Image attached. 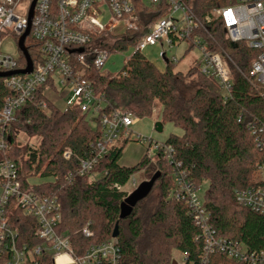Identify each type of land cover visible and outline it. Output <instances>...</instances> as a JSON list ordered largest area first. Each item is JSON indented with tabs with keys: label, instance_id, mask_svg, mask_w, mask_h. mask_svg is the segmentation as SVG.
<instances>
[{
	"label": "trees",
	"instance_id": "1",
	"mask_svg": "<svg viewBox=\"0 0 264 264\" xmlns=\"http://www.w3.org/2000/svg\"><path fill=\"white\" fill-rule=\"evenodd\" d=\"M187 2L204 20L214 8L228 6L235 0ZM160 15L157 6H140L139 31L117 38L111 52L135 46ZM206 27L210 35L203 30L197 33L208 40L209 46L216 51H229L245 70H249L257 52L244 44L234 48L225 37L219 20ZM166 62L167 67L162 71L138 50L118 74L105 75L95 70L92 77L96 91L110 103L103 112L119 106L129 109L136 117H145L151 116L159 105L163 124L173 122L183 128L182 136L171 135L163 142L172 148L173 164L162 152L149 156L146 151L138 164L122 165L119 160L130 140L121 138L88 174L78 176L75 172L80 158L90 156L92 143L100 139L99 118H91L90 113L76 106L62 110L50 101L44 108L41 105L45 101L43 89L17 111V120L10 126L7 154L19 165L23 186L40 195L58 198L62 207L59 231L71 236L78 254L92 244L113 239L118 223L119 235L114 240L122 252L121 264H172L174 248L188 253L189 259L197 264L203 246L196 237L201 230L188 204L173 196L177 163L187 171L198 189L208 181L204 202L220 234L241 240L250 249H264V216L239 205L234 196L236 189L257 184L264 164V152L256 146L258 133L253 134L249 126L252 122L257 128L264 127V98L254 92L242 75L235 74L232 97L225 101L216 81L201 72L199 61L186 72L175 71L176 63ZM9 94L0 77V108ZM92 119L98 123L95 127ZM24 137L35 138L37 142H24ZM66 148L73 152L69 159L63 156ZM140 172L145 173L144 180L160 172L154 185L158 187L159 196L149 203L153 188L132 213L122 219L121 203L129 195L124 187ZM70 173H73L72 178H68ZM42 177L46 179L35 181ZM14 212L11 226L19 232V243L31 247L39 244L35 219L25 216L21 210ZM88 223L94 233L91 237L82 233ZM225 261L222 255L215 254L210 264ZM39 264H54L53 257L46 255Z\"/></svg>",
	"mask_w": 264,
	"mask_h": 264
},
{
	"label": "built area",
	"instance_id": "2",
	"mask_svg": "<svg viewBox=\"0 0 264 264\" xmlns=\"http://www.w3.org/2000/svg\"><path fill=\"white\" fill-rule=\"evenodd\" d=\"M142 5L157 6L161 15L137 40L134 52L147 45L159 44L163 48L160 56L165 61L177 63L179 58L175 55L168 57L167 50L187 42L189 47H197L201 51L200 70L216 81L225 101L232 97L235 74L242 75L254 92L264 98V0H235L228 6L214 8L204 20L196 15L187 0H0V72L28 67L19 45L26 32L24 46L32 60L30 72L2 77L10 94L0 108V264H39L46 255L53 257L54 264H121L122 252L114 238L92 244L78 254L71 236L59 231L62 207L58 198L25 188L19 165L7 151L10 149V126L17 120V111L32 101L39 89H43L45 101L41 105L44 108L50 101L62 110L76 106L82 112L90 113L91 118H99L100 139L92 143L90 156L80 158L75 172L78 176L88 174L119 139L131 140L136 134L131 129L134 115L129 109L119 106L103 112L110 103L96 91L92 75L95 70L100 72L117 38H122L127 32L139 31V8ZM106 12L110 16L104 22ZM216 20L221 22L225 37L231 44L237 43L238 47L244 44L257 52L249 70H245L229 51L213 50L208 40L197 33L203 30L210 35L206 24ZM10 38L16 41L17 56L3 50V43ZM241 119L242 116L238 120ZM91 122L93 127L98 125L94 119ZM249 126L253 134L258 133L256 146L264 152V127L257 128L252 122ZM138 137L140 139L141 136ZM147 142L148 154L151 149L155 154L162 152L171 164L174 163L171 160L172 148L148 138ZM72 155L70 148L63 152L66 159ZM180 166V163L176 164L178 169L173 174L176 183L173 196L188 204L190 214L200 227L196 240H201L203 247L197 264H210L215 254L226 259L219 264H264V249H250L243 241L230 239L218 232L205 206L204 196L199 193L200 188ZM72 177L73 173H70L68 178ZM130 182L134 190L141 183L134 176ZM262 182L264 164L257 184L236 189L234 196L239 205L264 216ZM115 186L121 189L118 184ZM15 210L35 219V235L41 241L39 244L31 247L19 243V232L11 226ZM89 224L82 229L86 237L94 235ZM63 256L65 260H60ZM182 264L195 262L189 259L188 253H183Z\"/></svg>",
	"mask_w": 264,
	"mask_h": 264
},
{
	"label": "rangeland",
	"instance_id": "3",
	"mask_svg": "<svg viewBox=\"0 0 264 264\" xmlns=\"http://www.w3.org/2000/svg\"><path fill=\"white\" fill-rule=\"evenodd\" d=\"M109 14L106 12L103 15V21L107 22L109 19ZM111 39V37H110ZM112 41V40H110ZM165 49H167L165 47ZM3 50L6 53L12 55H18L17 45L14 38H10L3 43ZM135 51L134 46H130L124 50H117L110 53L108 60L101 68L100 72L106 75H116L118 74L126 64L129 57ZM142 54L151 62H153L160 70L164 71L167 67V62L160 56L161 52L163 51L162 46L159 44L157 45H147L142 50ZM177 56L179 61L174 65L175 71H182L186 72L188 69L199 59L201 58V51L197 47H189L187 42H182L178 46H175L171 49L167 50V56ZM161 106L157 105L153 111L151 116L145 117H136L133 116L134 123L131 126V129L136 133L131 140L126 144L123 154L119 160L120 164L126 166H134L138 164L142 158L144 157L147 147H148V139H152L153 142H165L171 135L182 136L184 130L181 126L174 124L173 122H165L163 124V130L161 132L155 129V124L161 121ZM138 136H141L140 139ZM24 142H29L30 144H35L37 140L35 138H23ZM154 150H150L149 155L154 156ZM139 183L144 181L145 173L140 172L134 175ZM46 178H36L35 181L42 182ZM130 191L134 190V187L131 185V182H128L124 187ZM208 188V181H204L200 187L199 193L204 196L205 191ZM158 187L154 188L152 193V197L149 200V203L155 202L158 195ZM65 257H61L60 260L64 259ZM172 264H182L183 260V252L174 248L172 250ZM59 261V260H57Z\"/></svg>",
	"mask_w": 264,
	"mask_h": 264
},
{
	"label": "water",
	"instance_id": "4",
	"mask_svg": "<svg viewBox=\"0 0 264 264\" xmlns=\"http://www.w3.org/2000/svg\"><path fill=\"white\" fill-rule=\"evenodd\" d=\"M34 3H35V1H34ZM32 15H33V13L31 12V17H32ZM26 35H27V32L21 37L19 45H20L21 50L24 52V54L27 58L28 67L26 69L17 70L14 72H0V77H6V76L14 74V73L30 72L32 70V60L30 58V55L28 54L26 47L24 46V40H25ZM232 46L234 48H237L238 44L232 43ZM155 129L157 131L161 132L163 130V123L161 121L157 122L155 124ZM160 176H161L160 172H156L155 174H153V176L150 179L142 181L137 186V188L135 190H133L125 198V200L121 203L120 218H122V219L126 218L127 216H129L132 213L133 208L138 204V202L145 199L151 193V191L154 188L156 181L158 180V178ZM118 235H119V224L117 223L115 228H114L112 237L117 238Z\"/></svg>",
	"mask_w": 264,
	"mask_h": 264
},
{
	"label": "crops",
	"instance_id": "5",
	"mask_svg": "<svg viewBox=\"0 0 264 264\" xmlns=\"http://www.w3.org/2000/svg\"><path fill=\"white\" fill-rule=\"evenodd\" d=\"M62 260H65V258H64V259H62Z\"/></svg>",
	"mask_w": 264,
	"mask_h": 264
}]
</instances>
